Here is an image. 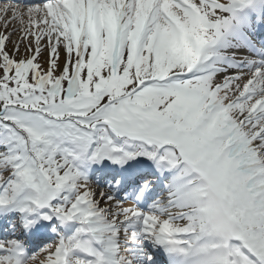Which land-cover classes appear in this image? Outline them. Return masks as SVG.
<instances>
[{"label": "snow or ice", "instance_id": "obj_1", "mask_svg": "<svg viewBox=\"0 0 264 264\" xmlns=\"http://www.w3.org/2000/svg\"><path fill=\"white\" fill-rule=\"evenodd\" d=\"M0 28V264H264V0H0Z\"/></svg>", "mask_w": 264, "mask_h": 264}, {"label": "rangeland", "instance_id": "obj_2", "mask_svg": "<svg viewBox=\"0 0 264 264\" xmlns=\"http://www.w3.org/2000/svg\"><path fill=\"white\" fill-rule=\"evenodd\" d=\"M13 39L15 40V39H16V37H13Z\"/></svg>", "mask_w": 264, "mask_h": 264}]
</instances>
